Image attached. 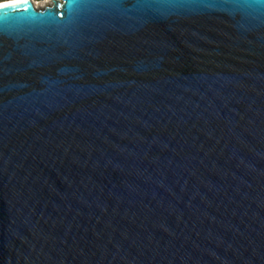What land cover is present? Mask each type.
<instances>
[{"label": "water", "instance_id": "95a60500", "mask_svg": "<svg viewBox=\"0 0 264 264\" xmlns=\"http://www.w3.org/2000/svg\"><path fill=\"white\" fill-rule=\"evenodd\" d=\"M0 264H264V0L0 7Z\"/></svg>", "mask_w": 264, "mask_h": 264}, {"label": "rangeland", "instance_id": "374dc122", "mask_svg": "<svg viewBox=\"0 0 264 264\" xmlns=\"http://www.w3.org/2000/svg\"><path fill=\"white\" fill-rule=\"evenodd\" d=\"M9 1V0H8ZM1 2H5V0H2ZM33 4L35 5H44L45 6H50L52 4L51 0H32ZM43 6H40L37 9H41Z\"/></svg>", "mask_w": 264, "mask_h": 264}, {"label": "bare ground", "instance_id": "6f19581e", "mask_svg": "<svg viewBox=\"0 0 264 264\" xmlns=\"http://www.w3.org/2000/svg\"><path fill=\"white\" fill-rule=\"evenodd\" d=\"M20 1H22V0H10V1H5V2H1L0 3V7H2V6H6V5H12V4H16V3H18V2H20ZM54 0H51V2H53ZM33 6L37 9V8H39L40 6H43L44 7V5H34L33 4Z\"/></svg>", "mask_w": 264, "mask_h": 264}, {"label": "trees", "instance_id": "16d2710c", "mask_svg": "<svg viewBox=\"0 0 264 264\" xmlns=\"http://www.w3.org/2000/svg\"><path fill=\"white\" fill-rule=\"evenodd\" d=\"M2 0H0V3H1ZM5 1H8V0H5ZM10 1V0H9Z\"/></svg>", "mask_w": 264, "mask_h": 264}]
</instances>
